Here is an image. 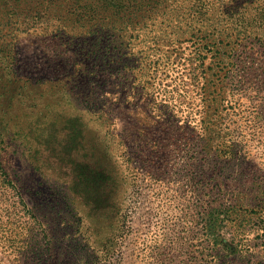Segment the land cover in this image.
<instances>
[{
    "label": "rangeland",
    "instance_id": "1",
    "mask_svg": "<svg viewBox=\"0 0 264 264\" xmlns=\"http://www.w3.org/2000/svg\"><path fill=\"white\" fill-rule=\"evenodd\" d=\"M211 2L212 43L147 27L143 52L101 61L57 30L61 2L11 22L0 264H264V0Z\"/></svg>",
    "mask_w": 264,
    "mask_h": 264
},
{
    "label": "trees",
    "instance_id": "2",
    "mask_svg": "<svg viewBox=\"0 0 264 264\" xmlns=\"http://www.w3.org/2000/svg\"><path fill=\"white\" fill-rule=\"evenodd\" d=\"M67 1L69 0H35L34 5L39 6V9L38 7L22 8L21 0L17 3L11 0H0V64L2 69L6 70L5 72H13L19 57L14 45V37L11 38L13 33L8 36L9 25L11 22H16L17 25L27 24V16H30L33 21L38 19L37 16L40 10L43 11L41 6H44V3H47V10L58 2L63 4V8L59 7L56 10L59 21L57 30L60 33L64 32V37L71 36V44L75 47L81 45V48L77 50L82 51L90 60L95 58L96 61L118 57L120 53L124 55L123 47L132 48L133 53H136V49L138 53L143 52L142 46L146 38L144 31L147 27L152 30L163 28L162 38L153 36V41L162 40L167 45H174L181 41L180 35L184 33L199 34L205 42L212 43L210 34L218 30L221 20L219 15L209 14L211 0H193L190 12H183L182 5L175 7L174 3L177 0H74L68 5ZM27 10L35 12L29 11L30 15L23 14ZM157 19L158 23H155ZM177 34L180 35L177 36ZM75 37L79 39L77 44L72 42ZM102 51L104 54L100 53ZM86 63L82 61L76 64L77 68L73 67V73L78 72L82 66L91 67V64L95 62ZM164 92L168 97L171 89L165 87ZM214 210L216 213L211 214L207 226L214 239L218 240L219 231L217 233L215 228L220 224L219 220L224 212L221 208H214ZM220 235L219 238L223 242V236Z\"/></svg>",
    "mask_w": 264,
    "mask_h": 264
}]
</instances>
